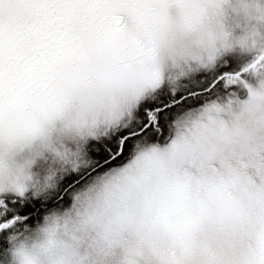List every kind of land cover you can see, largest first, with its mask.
I'll use <instances>...</instances> for the list:
<instances>
[{"label": "clouds", "instance_id": "9594fccd", "mask_svg": "<svg viewBox=\"0 0 264 264\" xmlns=\"http://www.w3.org/2000/svg\"><path fill=\"white\" fill-rule=\"evenodd\" d=\"M225 66L162 141L90 174V144ZM72 174L0 264H264V0H0V198L48 201Z\"/></svg>", "mask_w": 264, "mask_h": 264}, {"label": "snow or ice", "instance_id": "6c2138e0", "mask_svg": "<svg viewBox=\"0 0 264 264\" xmlns=\"http://www.w3.org/2000/svg\"><path fill=\"white\" fill-rule=\"evenodd\" d=\"M230 74V67L225 66L221 69L216 80L205 85L202 89L175 97L161 96L159 102H143L136 112V117L140 121L139 124L125 128L115 135H111L110 138H104L101 142H94L89 145V153L95 161V171L90 169V174L96 175L123 163L131 154L135 143L142 138L148 137L152 141L157 139L162 141L168 131L166 121L170 122L173 119V113L177 111L178 106H188L189 101L193 105L199 104L201 101L197 99L198 97L211 92L222 84L224 78ZM88 178L84 174L67 176L59 191L48 201L33 200L31 203H25L20 199L0 198V243H3V238L9 235L12 225H18L23 229L39 220L46 210L61 204L67 205L70 202L68 193L74 187L83 184Z\"/></svg>", "mask_w": 264, "mask_h": 264}]
</instances>
